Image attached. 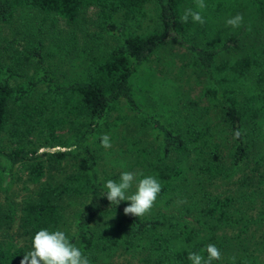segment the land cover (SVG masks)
I'll return each mask as SVG.
<instances>
[{"label": "trees", "instance_id": "obj_1", "mask_svg": "<svg viewBox=\"0 0 264 264\" xmlns=\"http://www.w3.org/2000/svg\"><path fill=\"white\" fill-rule=\"evenodd\" d=\"M145 1L0 0V23L13 22L16 12L29 9L78 25L94 7L99 25L120 39L91 56L88 71L72 83H60L44 66L42 41L26 51L41 63L39 76L36 66L25 70L35 73L31 78L17 83L26 72L0 61V194L6 202L0 201V231L3 226L12 230L18 222V235L27 237L22 244L9 230L8 236L1 235L0 264H20L40 229L64 231L91 264H116L114 260L126 255L129 264H191L189 252L207 259L208 244L222 253L212 264H260L256 252L264 253V0H204V9L196 8L197 0H154L159 26L139 32L132 27L138 26ZM187 8L200 11L206 22L201 25L191 17L181 22ZM237 14L243 16L241 25H227ZM169 42L187 48L196 59L195 74L205 78L202 96L210 105L202 112L194 102L177 104L167 77H137L140 71H151L146 68L150 58ZM41 83L45 89L34 93ZM147 94L156 99V110L141 104ZM122 100L158 140L156 148L132 141L129 159L121 165L161 183L157 200L143 217L124 214L130 201L112 205L103 196L109 173L101 169L104 149L94 137ZM173 106L187 113L177 116L178 126L166 115ZM213 107L220 109L216 124L209 116ZM58 128L67 132L59 144L66 149L40 151L34 134L43 136L45 143L60 141ZM5 137L13 144L5 143ZM73 144L75 151L69 150ZM21 170L34 187L9 203L8 193Z\"/></svg>", "mask_w": 264, "mask_h": 264}, {"label": "rangeland", "instance_id": "obj_2", "mask_svg": "<svg viewBox=\"0 0 264 264\" xmlns=\"http://www.w3.org/2000/svg\"><path fill=\"white\" fill-rule=\"evenodd\" d=\"M96 9L94 7L87 9V12L81 17L80 24L78 25L69 23L55 14L49 15L39 10H19L14 15L13 22L0 23V54L3 57V59L0 58V61L18 73L26 72L25 76L16 80L17 83L31 78L35 73L31 72L29 74L25 70L30 69L34 71L36 70V66L39 69L36 72L37 76H39L40 70L42 69L41 63L39 64L37 61L29 58L26 51L28 49L32 50L33 47L39 45V43L41 44L42 41V54L45 56L44 66L49 70H53V73L59 79L57 81L66 84L81 79L88 71V59L91 56L95 57L100 53H104V50L111 49L119 44L120 40L116 34L99 25L100 18ZM143 13L145 14L142 15ZM143 13L139 15L138 26L136 28L133 26L132 29L145 32L158 28L160 20L154 0L145 1ZM122 19L124 18L122 17ZM195 61L194 55L187 48L178 43L169 42L158 48L150 58L146 68H150L151 71L144 70L143 73L140 71L137 77H142L145 81L149 77L161 81L167 77L174 85L173 93L175 94V98L179 99L177 104H182L185 101L194 102L195 105L200 106L199 110L202 112L206 106L210 105V102L207 96H202L203 91H205V78L198 77L195 74ZM139 86L138 84L137 87L142 89ZM44 89L45 84L41 83L34 93H39ZM148 94L146 100L141 98V104L144 108L145 106L148 109L153 107L156 110V99ZM187 95L190 96L188 97ZM117 107L116 110L107 116L101 125V131L95 134L94 137V141H97L100 146L103 135L107 134L110 137L111 147L104 148L101 146L104 151L100 152L101 157L99 161L102 165L101 169L109 173L108 180H115V178L119 180L120 174L126 171L121 165H123L122 160L124 158L129 159L128 148L132 141H142L149 148H156L158 145V140L155 138L152 130L147 129L144 123V128H141L143 124L139 119L138 113L133 111L126 101H120ZM175 107H170L171 112L166 114L170 115L169 119L174 120V124L179 121L177 116L180 117V115L185 116L187 114L184 112L183 107ZM219 110L218 107H213L209 110L212 124L219 122ZM204 115L206 116L205 113ZM65 131L61 128L57 129L56 134L61 138L60 141L50 140V142L45 143L44 137H37V134H34L33 141H35L36 147L40 151L54 153L59 149L65 150L66 148L59 146L64 139H67L65 137L67 132L65 133ZM219 140L222 142L223 138ZM4 141L5 143H9V145L12 143L8 141V137H5ZM61 163L66 164V161H62ZM15 178L17 182L15 181L14 186L8 193V195L11 193L9 203L21 200L30 192V188L32 189L34 187V184L28 181L25 171L21 170L17 172ZM134 190L135 185L130 190V193ZM220 190L222 189L220 188ZM1 200V203L5 205V198L2 194H0ZM187 218L191 221V217ZM7 230H9L7 226H3L0 231V236H8ZM11 235L15 236V239L19 240L22 244L27 241L25 235H18V222L15 223L12 230H9V236ZM256 254L259 255L260 264H264V253L257 251ZM126 256L122 260H114L113 262L116 264H129L126 260L130 258Z\"/></svg>", "mask_w": 264, "mask_h": 264}, {"label": "clouds", "instance_id": "obj_3", "mask_svg": "<svg viewBox=\"0 0 264 264\" xmlns=\"http://www.w3.org/2000/svg\"><path fill=\"white\" fill-rule=\"evenodd\" d=\"M206 7L204 0H197L196 8L204 9ZM189 17L193 22L201 25L206 22L201 12L193 8L184 10L181 22L186 23ZM242 22L243 16L240 14L226 20V24L233 28H238ZM240 136L241 132L237 130L234 137L238 139ZM101 146L111 147L110 137L107 134L101 137ZM76 149L77 145L73 144L69 150L75 151ZM138 175L142 178L137 179ZM134 185L135 190L130 193ZM104 188L106 191L103 196H106L112 205H119L121 201H130L124 207L123 212L125 215L134 217H143L149 213L162 190L161 183L156 177L144 176L142 173L131 171L122 172L118 181L107 180ZM205 251L207 259L200 253L189 252L188 259L191 264H212L213 261L222 258V253L215 244H208ZM20 264H91V262L88 256L84 255L81 249L70 241L64 231L40 229L33 236L32 250L24 255Z\"/></svg>", "mask_w": 264, "mask_h": 264}]
</instances>
